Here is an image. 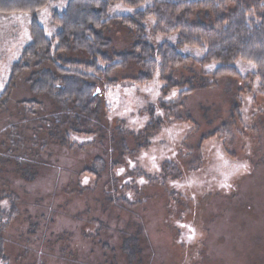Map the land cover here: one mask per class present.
<instances>
[{
    "label": "rangeland",
    "instance_id": "374dc122",
    "mask_svg": "<svg viewBox=\"0 0 264 264\" xmlns=\"http://www.w3.org/2000/svg\"><path fill=\"white\" fill-rule=\"evenodd\" d=\"M66 3L52 0L37 13L47 37L56 30L51 11ZM134 11L114 4L108 16ZM204 15L200 22L210 21ZM29 21L28 14L0 15V96L31 41ZM127 30L109 26L112 51L130 49ZM147 39L173 45L177 35ZM180 52L200 55L190 47ZM42 54L26 62L0 98V244L7 264H264V87L252 78V64L237 60L240 77L211 87L215 63L169 70L170 80L193 91L178 119H164L145 144L138 133L148 109L164 118L158 106L177 101L180 90L163 94L158 75L136 83L129 62L110 76L114 83L93 81L84 119L73 103L57 102L61 76ZM60 58L85 60L70 53ZM47 73L55 87L36 91ZM167 161L177 165L178 178L160 177ZM85 169L98 175L96 184ZM121 196L140 203L124 208L114 203ZM133 227V238L121 245V234Z\"/></svg>",
    "mask_w": 264,
    "mask_h": 264
},
{
    "label": "trees",
    "instance_id": "16d2710c",
    "mask_svg": "<svg viewBox=\"0 0 264 264\" xmlns=\"http://www.w3.org/2000/svg\"><path fill=\"white\" fill-rule=\"evenodd\" d=\"M51 1L0 0V15L30 16L31 41L23 47L19 61L12 65L9 84L21 71L26 70L27 61L37 59L43 53L44 59L51 63L61 76L62 88L58 90L57 102H63L65 99L73 103L79 116L85 119L96 91L93 81L114 83L110 76L127 63L133 62L137 68V75L133 78L136 83L151 82L158 75V80L163 84V94L174 89L180 90L177 101L162 102L158 106L164 118L156 116L155 108L148 109L149 120L138 133L144 138L145 144L160 132L164 119H178V110L182 108L183 100L193 91L192 86H183L170 80L166 76L169 70L187 63L194 66L215 63V69L208 74V86L211 87L221 78H239L240 73L234 63L240 60L254 66L252 78L258 81L261 88L264 87V0L252 3H243L241 0H150L146 6L148 0H67L63 10L51 11L50 23L56 30L51 37H47L37 20V13ZM114 4H121L135 11L129 15L110 17L108 10ZM200 12H204V16L210 21L200 22ZM195 16L194 22L192 18ZM148 19L153 21L150 28L145 23ZM113 23L127 28L131 34L129 50H111V41L105 32ZM172 33L177 35L173 45L163 43L153 46L147 39L148 34L158 36ZM184 47L199 51V58L182 54L180 49ZM65 53L85 56V60L71 59L64 62L60 55ZM56 59L61 64H56ZM45 76L47 80L44 81ZM52 76L50 73L45 74L42 82L47 84L39 82L35 90H52L55 87ZM9 84L0 98L8 94ZM62 140L66 141V138ZM196 164L191 165L190 169L194 170ZM83 172L95 178L92 185L99 181L95 171L85 169ZM179 174L180 170L176 164L163 162L160 175L163 180L166 177L176 179ZM105 185L114 188L108 182ZM122 187L127 190V185ZM105 189L106 186L104 191ZM105 195L106 202L110 196L108 193ZM115 200V204L124 208L140 203L138 200L129 201L126 196ZM1 212L0 210V214ZM14 213L15 209L12 207L6 217L13 216ZM136 228H129L121 234V245L128 237L133 238ZM87 235L91 237L90 234ZM0 263L7 264L1 244Z\"/></svg>",
    "mask_w": 264,
    "mask_h": 264
}]
</instances>
